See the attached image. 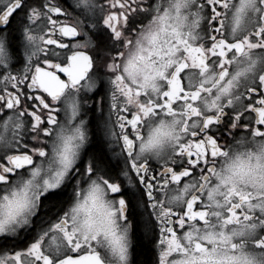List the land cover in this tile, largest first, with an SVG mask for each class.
<instances>
[{"label":"snow or ice","instance_id":"obj_1","mask_svg":"<svg viewBox=\"0 0 264 264\" xmlns=\"http://www.w3.org/2000/svg\"><path fill=\"white\" fill-rule=\"evenodd\" d=\"M142 242L264 264V0H0V264Z\"/></svg>","mask_w":264,"mask_h":264},{"label":"trees","instance_id":"obj_2","mask_svg":"<svg viewBox=\"0 0 264 264\" xmlns=\"http://www.w3.org/2000/svg\"><path fill=\"white\" fill-rule=\"evenodd\" d=\"M151 255L148 248L142 242L135 250V264H150Z\"/></svg>","mask_w":264,"mask_h":264},{"label":"flooded vegetation","instance_id":"obj_3","mask_svg":"<svg viewBox=\"0 0 264 264\" xmlns=\"http://www.w3.org/2000/svg\"><path fill=\"white\" fill-rule=\"evenodd\" d=\"M65 3L70 7L71 6V0H65ZM19 66V65H18ZM134 261H135V253H134Z\"/></svg>","mask_w":264,"mask_h":264}]
</instances>
